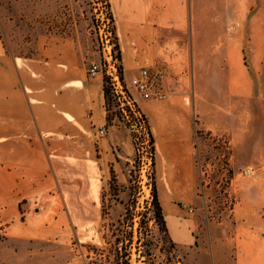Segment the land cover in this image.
<instances>
[{"label":"crops","instance_id":"obj_1","mask_svg":"<svg viewBox=\"0 0 264 264\" xmlns=\"http://www.w3.org/2000/svg\"><path fill=\"white\" fill-rule=\"evenodd\" d=\"M109 3L123 83L154 137L166 225L185 243V207L193 211L201 198L198 130L232 135L227 118H242L251 96L264 98V62L249 76L243 57L245 37L264 32V0ZM89 67L67 40L15 55L0 34V264H86L83 249L98 238L112 173L121 185L129 182L133 131L116 117L109 121L105 76H90ZM142 68H164L167 98L145 99L131 87ZM213 70L228 80L218 89L203 84ZM215 94L219 101L211 103ZM238 128L232 141L240 144L247 134ZM233 227L220 246L213 242L210 262L264 264V199L235 205Z\"/></svg>","mask_w":264,"mask_h":264},{"label":"rangeland","instance_id":"obj_2","mask_svg":"<svg viewBox=\"0 0 264 264\" xmlns=\"http://www.w3.org/2000/svg\"><path fill=\"white\" fill-rule=\"evenodd\" d=\"M229 32L235 33L234 26ZM0 34L7 50L15 55H33L52 39L67 40L89 66L99 62L107 75L115 71L120 76L116 33L106 0H0ZM251 38L258 40V44L253 45ZM261 38L264 32L244 39V70L252 68L251 72L244 73L249 76L255 72V63L264 62ZM225 81L228 80L219 78V73L213 70L203 84L218 89ZM248 81L252 86L253 80ZM210 97L211 103H217L220 95ZM251 97L253 100L243 104L242 118H227L233 128L232 135L216 136L198 130L201 198L193 211L185 207V218L191 220V239L185 243L174 239L170 228L166 230L163 223L156 220L152 204L156 185L155 150L152 152L149 137L140 122L125 114L122 116L121 123H129L135 130L141 151L136 152L129 163L127 185L116 180L112 186L110 181L106 188L98 238L83 249L86 264H113L114 242L119 240L120 246L128 244L132 232L133 264H143L144 260L148 264H212L209 256L213 242L220 246L225 237L233 234L235 205L245 199H264V98ZM116 110L118 107L112 102L110 113ZM115 120L120 122L117 116ZM238 124L244 126L243 132L247 134L240 144L232 141L240 132Z\"/></svg>","mask_w":264,"mask_h":264},{"label":"built area","instance_id":"obj_3","mask_svg":"<svg viewBox=\"0 0 264 264\" xmlns=\"http://www.w3.org/2000/svg\"><path fill=\"white\" fill-rule=\"evenodd\" d=\"M101 73H103L104 76L107 75L106 73H104L102 64L99 62H92L88 69V74L90 76H96ZM165 75L166 72L164 68H158L157 70L142 68L140 75L132 79L131 87L145 99L163 100L168 97V93L166 92L163 84ZM107 76H109L110 78L111 84L114 88V92L116 93V98L119 101L118 108L123 110L122 116H124L125 114L126 116L131 117L135 122H140L141 126L144 128L143 121H140V108L134 100L130 88L123 83L121 76H119L115 71L109 72V75ZM118 119L120 120V122H122V119ZM125 125H127L132 131H135L129 123H125ZM105 133V128H101L99 130V134L104 135ZM145 135L147 136L146 133ZM138 150V153H140L141 148H138ZM202 174V183L203 185H205L206 180L204 178V171H202Z\"/></svg>","mask_w":264,"mask_h":264},{"label":"trees","instance_id":"obj_4","mask_svg":"<svg viewBox=\"0 0 264 264\" xmlns=\"http://www.w3.org/2000/svg\"><path fill=\"white\" fill-rule=\"evenodd\" d=\"M106 2H107V5H108V8H109L110 19H111V21L113 23V27H114V31H115L114 17H113L112 11L110 9L109 0H106ZM115 39H116L117 58H118L119 63H120V61H121V51H120V48H119V44L117 42V36H115ZM118 71H119V74H120L121 79H122V66H121V64H119V66H118ZM105 93H106L109 121L111 122L112 119L114 117H116V116L118 118L122 119V114H123V110L122 109L118 108V110H116L115 113L114 112H113V114L110 113V111L112 109V102H115V106L118 107L119 101L116 98V93L114 92V88H113V86L111 84L110 78L107 75H105ZM140 113H141L140 121H143V123H144V128L146 130L147 136L149 137V141H150V144H151V147H152L151 149H152V152H153V150H155L154 137H153L152 131H151L150 127H149V122H148L147 117L145 115H143L141 110H140ZM132 115H133V113H132ZM133 136H134V143H135V146H136V152H138L139 151L138 150L139 147H138V142H137V135H136V133L134 131H133ZM115 181H116V176H115V174L112 173L111 186L113 185V183ZM152 204H153V209H154V212H155L156 220L159 219L163 223V227L166 228V230H167L166 219H165L164 211H163L160 199H159V195L157 193L156 185L153 188V201H152ZM133 241H134V234L132 232V234L130 236V239H128V244L120 246V241L119 240L114 242L113 249H112V251L114 253V263L113 264H133L132 263V250L130 248L132 243H133ZM141 256L144 257L145 254L141 253ZM107 260H108V258H107ZM143 264H148V263L146 262V260H144Z\"/></svg>","mask_w":264,"mask_h":264}]
</instances>
